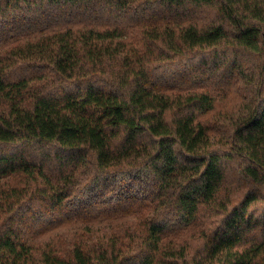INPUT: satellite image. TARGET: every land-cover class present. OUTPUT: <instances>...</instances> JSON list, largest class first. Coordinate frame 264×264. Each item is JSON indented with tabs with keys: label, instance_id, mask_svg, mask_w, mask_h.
Returning <instances> with one entry per match:
<instances>
[{
	"label": "trees",
	"instance_id": "trees-1",
	"mask_svg": "<svg viewBox=\"0 0 264 264\" xmlns=\"http://www.w3.org/2000/svg\"><path fill=\"white\" fill-rule=\"evenodd\" d=\"M0 264H264V0H0Z\"/></svg>",
	"mask_w": 264,
	"mask_h": 264
}]
</instances>
